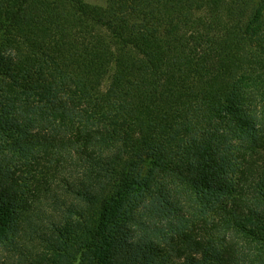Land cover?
<instances>
[{
  "label": "trees",
  "instance_id": "obj_1",
  "mask_svg": "<svg viewBox=\"0 0 264 264\" xmlns=\"http://www.w3.org/2000/svg\"><path fill=\"white\" fill-rule=\"evenodd\" d=\"M0 264H264V0H0Z\"/></svg>",
  "mask_w": 264,
  "mask_h": 264
},
{
  "label": "rangeland",
  "instance_id": "obj_2",
  "mask_svg": "<svg viewBox=\"0 0 264 264\" xmlns=\"http://www.w3.org/2000/svg\"><path fill=\"white\" fill-rule=\"evenodd\" d=\"M86 2L90 4H103L105 0H85Z\"/></svg>",
  "mask_w": 264,
  "mask_h": 264
}]
</instances>
